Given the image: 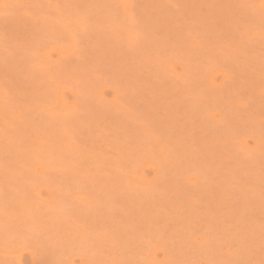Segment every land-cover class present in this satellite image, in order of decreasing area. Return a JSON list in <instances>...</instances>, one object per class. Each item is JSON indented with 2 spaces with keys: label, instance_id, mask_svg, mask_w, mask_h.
Listing matches in <instances>:
<instances>
[{
  "label": "rangeland",
  "instance_id": "rangeland-1",
  "mask_svg": "<svg viewBox=\"0 0 264 264\" xmlns=\"http://www.w3.org/2000/svg\"><path fill=\"white\" fill-rule=\"evenodd\" d=\"M261 5L0 0V264H260Z\"/></svg>",
  "mask_w": 264,
  "mask_h": 264
},
{
  "label": "snow or ice",
  "instance_id": "snow-or-ice-1",
  "mask_svg": "<svg viewBox=\"0 0 264 264\" xmlns=\"http://www.w3.org/2000/svg\"><path fill=\"white\" fill-rule=\"evenodd\" d=\"M261 8H262V14H264V0H262ZM262 39H264V30H262ZM249 264H251V262H249ZM260 264H264V260H261Z\"/></svg>",
  "mask_w": 264,
  "mask_h": 264
},
{
  "label": "bare ground",
  "instance_id": "bare-ground-1",
  "mask_svg": "<svg viewBox=\"0 0 264 264\" xmlns=\"http://www.w3.org/2000/svg\"><path fill=\"white\" fill-rule=\"evenodd\" d=\"M155 174H156V176H158V172L157 171H155Z\"/></svg>",
  "mask_w": 264,
  "mask_h": 264
}]
</instances>
